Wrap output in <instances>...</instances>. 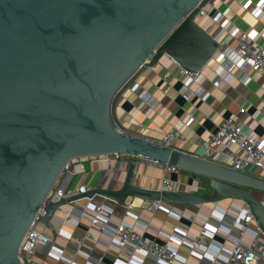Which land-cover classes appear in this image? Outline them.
Returning a JSON list of instances; mask_svg holds the SVG:
<instances>
[{
	"label": "water",
	"instance_id": "1",
	"mask_svg": "<svg viewBox=\"0 0 264 264\" xmlns=\"http://www.w3.org/2000/svg\"><path fill=\"white\" fill-rule=\"evenodd\" d=\"M212 0H0V264H25L22 238L39 208L42 223L96 195L201 205L237 199L264 232V176L162 145L125 130L117 96L163 56L200 72L219 51L197 21ZM115 154L127 164L120 188L97 184L48 198L75 157ZM192 172L172 188L136 184L138 159ZM204 185L210 191L193 189ZM191 188V189H190ZM58 189L66 191V186Z\"/></svg>",
	"mask_w": 264,
	"mask_h": 264
},
{
	"label": "crops",
	"instance_id": "2",
	"mask_svg": "<svg viewBox=\"0 0 264 264\" xmlns=\"http://www.w3.org/2000/svg\"><path fill=\"white\" fill-rule=\"evenodd\" d=\"M258 0H212L206 7L208 14L197 20L208 32L217 36L220 55L227 48V32L218 35L220 28L213 20L214 15L227 11L229 24L234 28L259 33V42L264 48V11L260 16L254 13V3ZM247 2L250 5L246 7ZM236 40L229 45L234 48ZM216 58V57H215ZM228 64V60L226 61ZM221 64L214 59L202 69L203 78L200 86L209 95L204 98L198 95L185 100L180 92L186 77L182 67L167 56H163L155 65L144 67L127 84L117 96L114 113L121 127L138 135L159 141L165 133L178 131L173 146L192 153L201 154V145L209 133L227 116H234L245 123H251L256 115L255 131L260 140H264V75L253 68L245 72L234 68L233 77L219 85L215 84L217 71ZM245 77L243 80L242 77ZM219 151L230 152L220 147ZM134 181L148 188L164 187L163 179H167L168 188L178 183L192 182V172L164 170V164L148 159H138ZM127 164H121L115 155L96 161H76L64 169L55 186V191L64 184V193L78 194L83 187L92 188L97 184L106 188H120L126 176ZM247 171L264 175V171L255 165H249ZM194 190L210 191L204 185ZM191 189V188H190ZM264 201V193L256 192ZM162 202L155 213L148 210V201L128 197L125 202H113L96 195L93 199H81L75 206L94 214L93 206L102 205V220L93 223L88 215L82 216L78 224H63L60 219H52L56 229L43 223L38 229L50 237L51 242L39 245L30 254L26 264H155L151 258L135 252L131 255L126 247L118 246L110 241L112 227L119 222H126L159 243L169 241L179 253L178 261L173 264H220L229 252L230 246L226 236L219 232L214 237L205 235L202 248H192L187 242H180L179 237L185 235L189 241L196 237L203 226H217L221 212L233 211L242 206L237 199L227 198L218 203L201 205L176 204ZM71 206H66L67 211ZM252 223L250 226L254 228ZM174 239L170 240L169 237ZM219 243L224 244L218 251ZM81 244L78 248L77 245ZM215 259V260H213ZM160 264H165L161 262Z\"/></svg>",
	"mask_w": 264,
	"mask_h": 264
},
{
	"label": "built area",
	"instance_id": "3",
	"mask_svg": "<svg viewBox=\"0 0 264 264\" xmlns=\"http://www.w3.org/2000/svg\"><path fill=\"white\" fill-rule=\"evenodd\" d=\"M249 5L250 2H247L246 7ZM254 6L255 15L260 16L264 11V0H258L254 3ZM199 14L203 16L208 12L205 8L201 9ZM212 17L220 28L218 35L222 32H227L229 35L226 40L227 48L222 50L219 56H217V53L216 58L214 57L221 64L217 71L215 84L219 85L224 81H229L233 77L232 70L234 68L243 72L247 68H253L264 75V48L259 42V33L232 27L229 24L227 11L219 12ZM215 38L217 40V36ZM233 39L237 42L234 48L229 45ZM227 60L229 61L228 64ZM182 74L186 77V80H184L180 92L185 100H189L194 95L204 98L209 95L200 86L203 78L201 71L196 72L182 67ZM242 79L244 80L245 77L243 76ZM256 124V115L251 123L240 121L234 116H227L203 139L201 156L224 163L237 170L247 171L248 166L252 164L264 171V140L258 138L255 131ZM177 136L178 131L165 133L157 142L174 147L173 142ZM220 147L227 148L230 152L219 151ZM112 155L115 154L75 157L65 164L64 169L68 168L72 162L81 160L96 161ZM164 170L178 172L180 169L176 166L164 164ZM163 182L165 186L169 184L166 178L163 179ZM55 186L49 193L48 198L64 197L65 193L60 189L55 191ZM88 189L90 188L83 187L80 192H85ZM160 207H162L160 200L151 201L147 204L148 210L152 213H155ZM93 209L95 210L94 214H87L86 211L81 209L77 211L78 208L72 205L67 211H64L62 222L63 224H78L82 216L88 215L93 223H98L102 220L100 216L102 205L93 206ZM43 214L44 209L39 208L20 242L18 256L23 263L30 259V254H33L39 245L51 242L50 237L38 229V225L42 223ZM214 217L218 220L217 226H210L206 223L196 237L188 241L187 237L182 235L178 238L179 241L189 243L192 248H202L204 246L202 239L205 235L208 234L214 237L217 233L222 232L230 246L228 247L227 257L220 264H264V232L256 223L255 217L248 206H236L233 211L221 212ZM252 223L256 225L254 228L250 227ZM110 236L112 243L126 247L131 255L139 252L154 260L155 264L161 262L173 264L179 259L178 250L169 241L165 243L156 242L143 232L136 230L129 223H117L112 227ZM169 239L172 240L174 237L170 236ZM77 247L80 248L81 244H78ZM223 247H225L224 244L219 243L218 251Z\"/></svg>",
	"mask_w": 264,
	"mask_h": 264
}]
</instances>
